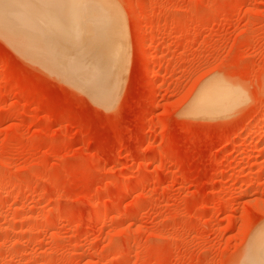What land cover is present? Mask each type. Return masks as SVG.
<instances>
[{
    "label": "rangeland",
    "instance_id": "374dc122",
    "mask_svg": "<svg viewBox=\"0 0 264 264\" xmlns=\"http://www.w3.org/2000/svg\"><path fill=\"white\" fill-rule=\"evenodd\" d=\"M100 1L104 104L58 65L38 0L30 22L0 0V264H244L264 237V0ZM207 85L219 105L196 110Z\"/></svg>",
    "mask_w": 264,
    "mask_h": 264
},
{
    "label": "bare ground",
    "instance_id": "6f19581e",
    "mask_svg": "<svg viewBox=\"0 0 264 264\" xmlns=\"http://www.w3.org/2000/svg\"><path fill=\"white\" fill-rule=\"evenodd\" d=\"M25 1L27 3L25 5L24 10H22L21 12L26 14V18L30 22V0H25ZM104 5L105 4L100 0H38V6H37L40 7L38 12L47 19L53 34L56 33V35L58 36L60 40V47L62 45V47L64 46L65 48L66 54L63 52L64 53L63 59L62 58L60 59L61 61H63L64 65L63 64H58V65L64 66V67L61 66V69L63 68L65 70L66 69L69 70L68 72L70 73L66 71V74L68 73L71 76L70 79L72 78L74 80L75 86L78 85L77 87L79 88L81 87L80 89L89 91L90 92L89 94H92L91 96L94 97V100L96 98V101L97 100L103 101V103L100 101L101 104H104V99L106 101L111 97V96L109 97L110 93L109 94L107 93L110 85L114 82V81L112 82L114 76L116 79H118L116 73L117 71H119L118 67L120 65V64L118 65L119 62L118 60L116 61L114 60L116 56H113L114 44L116 42L115 41L116 39L114 38L115 39L114 42L112 39L113 38L112 31L114 30L113 24L115 23L114 22L115 20L113 21L112 20L113 18L111 19L110 17L111 15L110 16L107 15V13L105 12V10L107 9H105L106 7L104 8ZM18 8L19 7H16L15 9ZM11 14L16 17L13 11ZM3 19L4 18H2V20ZM4 22L6 21L4 20ZM12 24H14V22ZM15 25L17 27H20V25L19 26L17 25V22H15ZM30 25L32 24H29V26ZM42 28L44 27H41V29ZM47 29L48 28H46V30ZM117 30L115 29V31ZM72 48L74 49L72 53L70 51H66L68 49L72 50ZM116 49L119 50L118 48ZM116 52L117 51H115V54ZM207 87L202 89L200 91L201 93L199 92L200 95L198 94V101L197 99L195 101L198 106L195 107L194 105L196 110L199 109L198 107H200L201 110H203V109L214 108L217 105H219L221 99V93H222L218 90L220 88L217 89V87L214 86L215 87L214 88L213 86L210 87L209 85H207ZM110 99L113 100V98ZM195 102L193 104H195ZM222 103H224L223 100ZM204 111L206 112V110ZM252 243H253L252 245L253 247H251L249 254L246 253L248 255L245 257L246 260L244 264H264V237L260 238L259 240L257 239V241L255 240Z\"/></svg>",
    "mask_w": 264,
    "mask_h": 264
}]
</instances>
